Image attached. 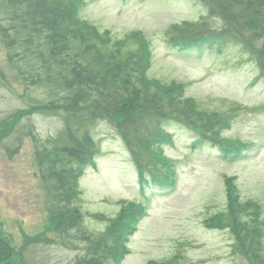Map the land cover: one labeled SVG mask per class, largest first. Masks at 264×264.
Here are the masks:
<instances>
[{"label": "rangeland", "instance_id": "obj_1", "mask_svg": "<svg viewBox=\"0 0 264 264\" xmlns=\"http://www.w3.org/2000/svg\"><path fill=\"white\" fill-rule=\"evenodd\" d=\"M222 1L224 7L219 0H86L78 21L90 38L57 58L71 63L77 53L91 71L93 42L111 40L100 46L116 50L112 64L134 66L142 55L156 87L183 85L179 111L209 119L208 137L254 144L228 161L216 141L193 147L203 130L197 124L199 133L167 122L172 142L163 152L176 163L177 187L163 190L142 188L119 118L76 123L49 104L68 95L65 72L55 60L42 63V51L50 59L51 49L22 0H0V239L9 252L0 264H264V29L246 21L264 11V0ZM229 30L241 41L222 51H181L169 42L184 32ZM226 119L231 124L218 125ZM86 144L100 153L84 169L69 150ZM124 202L145 205L147 215L116 260L108 229ZM63 213L57 227L54 215Z\"/></svg>", "mask_w": 264, "mask_h": 264}, {"label": "trees", "instance_id": "obj_2", "mask_svg": "<svg viewBox=\"0 0 264 264\" xmlns=\"http://www.w3.org/2000/svg\"><path fill=\"white\" fill-rule=\"evenodd\" d=\"M22 2L27 8V18L34 22L38 28H42V43L45 47L49 45L51 49L48 51L46 48L50 59H46V55L42 51V63H46L48 67H51L48 65V61L55 60V64L60 65L65 72L60 76V81L68 95L62 100H58L60 101L58 104L62 106L61 109L59 105H55L53 102L49 104L60 111H64L69 116V121L72 120L76 123L83 120L90 122L104 118L113 120L119 118V124L128 139L127 142L135 147L131 153L138 167L141 185L153 183L161 188L175 185L174 164L162 152V145L169 142L171 138L170 134L164 130L163 125L172 120H176L182 125L185 124L186 129H192L196 132L199 130L197 131L193 125L197 124L199 129H203L202 132H198L199 143L216 141L217 144L215 145L220 147L224 155L241 157L250 148V144L240 142L225 144L223 141L220 142L216 140L218 133L215 134L217 137L215 139L208 137L206 130L213 126L209 119H206L201 113L196 114V116L190 114L188 110L179 111V107H181L180 97L184 86L162 88L160 85L161 87L157 86V88L155 84L150 82L152 80L146 76L148 60L142 58L140 52L136 56L140 55L141 58L139 57L138 63L134 66L131 64L124 65V61H120L118 58L119 64H112L109 60L112 54L116 58V50H113V46L101 47L100 44L112 43L111 40L103 42L100 37L98 42L101 43L96 44L93 42L97 55H95L96 61L91 65V71L88 69L89 66L85 64L86 62L78 59L77 53L74 54L76 57L71 63L65 62L66 58L59 61L57 58L62 53L66 52L68 54L71 47L74 49L71 46L72 42H83L90 38L78 21V12L84 0H22ZM219 3V7H224V3L227 4L222 0H219ZM259 9L255 11L254 17L247 18L246 21L248 26H259L261 21L260 23L263 24L262 29H264V11L260 12ZM230 23H232L231 19ZM239 39L238 36L232 34L231 30L228 33L221 32L220 34H202L191 31L172 36L169 42L181 51L200 46L210 48L216 46L218 50H221L223 46L232 41L240 43L241 40ZM145 46L142 54L143 52L144 54L149 53ZM98 61H105L109 64H105V66L103 64L100 70L95 71L94 66L98 64ZM46 65H42V70H44V74L48 75ZM83 68H87L88 72ZM70 71L72 75H70ZM146 80H149L150 83L147 84ZM170 115L175 116V118ZM185 120H196V122L191 121L188 123ZM222 124L229 125L230 122L226 119L218 125ZM137 144H140L146 152H142L140 147L137 148ZM90 148V144H86L84 149L82 148L83 150L69 151L77 157L76 159L82 166H86L93 163L97 154L96 149L91 150ZM79 177L80 172L77 171L72 181V192L76 190L75 185L78 183ZM232 181L231 179L230 182ZM58 194L62 193L58 192ZM58 194L57 203H65L66 196ZM144 213L143 205L135 203L124 205L121 214L108 229L112 238L117 242L115 249H108L116 260L127 254L126 240L133 233L134 225ZM64 214L54 215L53 221L57 227L60 226ZM236 231L237 229L233 228V232L237 233ZM8 254V248L0 239V262Z\"/></svg>", "mask_w": 264, "mask_h": 264}]
</instances>
